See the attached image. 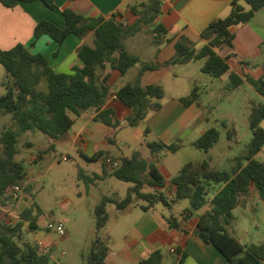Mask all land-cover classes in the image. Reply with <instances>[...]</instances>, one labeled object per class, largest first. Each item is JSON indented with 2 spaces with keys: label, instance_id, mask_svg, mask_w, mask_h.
Masks as SVG:
<instances>
[{
  "label": "trees",
  "instance_id": "trees-1",
  "mask_svg": "<svg viewBox=\"0 0 264 264\" xmlns=\"http://www.w3.org/2000/svg\"><path fill=\"white\" fill-rule=\"evenodd\" d=\"M36 1L43 2L50 9H57L53 0H0V4L13 8L19 3ZM162 1L148 0L132 6L131 11L136 19L130 24L118 20L114 14L107 18H87L69 8L62 10L63 27L45 19L39 20L33 31L34 41L45 35L62 44L70 35L83 39L93 33V44L84 43L77 49V56L83 65L73 67L69 74L55 72L43 55L33 53L31 48L34 41L28 46L18 44L8 50L0 48V64L6 71L5 93L0 94V113L10 115L12 120V126L4 128L0 134V264H50V255L41 253L37 242L25 239L26 233L39 228L42 209L37 202L31 200L16 219H9V215L1 209L4 200L15 198V186L23 187L26 192L28 190L25 160L17 159V155L21 154L23 134L40 132L49 139L48 147L38 150L36 154V160H40L46 153L55 150L56 141L68 132L74 118L86 110L95 109V119L104 125L113 128L121 125L113 110H101L109 97V88L99 81L98 68L109 63L125 75L130 68L140 65L135 81L126 83L116 92V98L131 110L125 120V126L128 127L140 125L150 112L161 108L164 88L159 84L142 86L141 78L145 72L164 67L204 60L201 72L213 78L228 75L229 91L236 90L246 81L264 99L263 79H255L250 75L241 77L218 54L223 47L233 46L235 27L248 23L264 8V0H232L227 16L212 20L201 30L202 47L196 48L195 42L181 35L175 42V53L169 60L145 61L129 53L124 41L144 27L153 26L151 34L154 45L159 46L164 42L163 36L168 33V29L157 22ZM197 99L198 94L193 91L180 101L190 105ZM263 121L264 100L252 106L249 115L251 140L244 153L233 159L229 170L212 168L208 160L188 162L176 176L167 181L158 168V154L162 151L176 152L181 147L180 143L152 141L147 143L150 158H144L139 151L121 157L118 165L112 167L111 175L131 183V186L125 198L103 197L95 207L97 233L85 255L86 264H105L109 248L100 232L109 220L107 204H115L122 212L133 206L135 198L145 202L141 205L145 211L157 203L171 207L172 203L187 199L190 207L184 210L182 218L186 220L204 209L196 215L199 235L206 243L213 244L226 257L228 264H264V243L243 244L228 229L232 210L241 204V198L249 194L251 189L264 200V161L254 158L264 147ZM222 124L227 126L226 121H222ZM235 134L234 128L227 130L228 139H232ZM220 136L217 128H209L192 145L208 152ZM27 146L31 144L27 143ZM99 156L109 157L103 153H99ZM80 176L88 181L99 178L87 177L83 173ZM166 222L170 229L180 226L176 217H169ZM139 264H163V254L155 250ZM179 264H182V258Z\"/></svg>",
  "mask_w": 264,
  "mask_h": 264
},
{
  "label": "crops",
  "instance_id": "crops-1",
  "mask_svg": "<svg viewBox=\"0 0 264 264\" xmlns=\"http://www.w3.org/2000/svg\"><path fill=\"white\" fill-rule=\"evenodd\" d=\"M53 1L57 9H50L41 1L19 3L13 8H7L0 4V48L8 50L18 44L28 46L34 41L33 31L39 20L45 19L63 27L62 10L65 8L87 18H107L114 14L118 20L130 24L136 19L131 7L140 4L134 0ZM231 1L163 0L157 22L162 23L168 29V33L163 36L164 42L159 46L154 45L151 34L153 26H146L124 41L125 48L129 53L138 55L145 61L157 59L159 62L167 61L174 55L175 42L181 35L188 36L195 42L196 48H200L204 45L200 38L201 30L212 20L227 16ZM93 38V33H89L83 39L70 35L62 44H58L44 35L34 41L31 51L43 55L55 72L69 74L73 67L83 65L77 56V49L84 43L92 45ZM198 45L200 46L198 47ZM218 54L226 60L230 69L241 77L250 75L255 79L264 80V8L259 10L248 23L236 26L233 46L223 47L218 51ZM252 58L257 59L254 65L249 61ZM188 64L190 63L164 67L143 74L141 85L159 84L164 88L165 96L161 100L159 110L150 112L140 125L130 127L134 129V134L138 138H143V136L146 138L147 135L152 134L155 138L152 141L181 144V137L198 128V124L203 119V107L200 102L198 87L194 86L191 91V93L195 91L198 94V99L190 105H184L180 101L184 96L172 94L168 97L167 86H165L166 81V83L171 84V89H173L175 80L181 75H185L183 74L185 69L181 68H187L179 66ZM139 70L140 65H136L130 68L125 75H122L109 63L97 69L99 81L109 88V97L101 110H113L116 118L121 122L119 127L113 128L102 124L95 119L97 111L89 109L75 117L68 132L55 143L56 147L60 146L68 149V151H74L87 164L93 162L101 164L103 166L102 173L92 172L93 176L99 177L96 180L108 183L107 177L111 175L112 170V167L105 162V157H100L99 153L107 154L112 158H110L112 161L119 163L121 157L130 156L134 151H138L136 149L130 150L131 152L126 154L120 147V145L129 147L128 142L121 140L119 129L125 126V120L130 116L131 110L116 98V92L126 83L134 82ZM203 76L209 80L213 78L207 74ZM244 86H250L251 90L255 91L246 81L237 89ZM10 118L8 114L0 113V134L4 128L12 126L9 122ZM228 127L227 123L225 128L228 129ZM204 131L199 130V137ZM22 137L28 139L26 143L31 144V150H43L49 145V139L39 132H27ZM232 139L228 140L231 141ZM152 141L144 140L143 144L147 146V143ZM214 146L206 152L212 168L216 167V161L212 156ZM263 152L264 147L254 158L258 161H264ZM31 155L32 153H29V156ZM142 156L148 159L151 154L148 157L143 154ZM91 158L94 160H90ZM196 162L192 161V163ZM158 168L165 179L169 181L170 179L168 180L165 176V170L160 162ZM179 169L181 170V168ZM21 190L22 193L18 194L19 197L15 203L19 209L18 216L10 212V200H4V204L1 206V209L9 215V219H16L30 205L29 193L23 187ZM118 195L114 188H111L108 194H99V202L95 204V207L103 197L121 199ZM141 205L138 209L131 207L122 212L114 211L112 213L116 221L114 233L108 230L100 232L109 248L105 264H139L155 250L162 252L163 264H179L181 258L182 264H228L226 257L213 244L206 243L199 235L196 215L204 209L186 220L181 215L179 228L170 229L166 222L169 217L158 210L156 205L146 211L141 208ZM89 233L91 237L96 236L95 224L94 228H90ZM62 237L70 238L71 233L66 229V234ZM36 242L39 244V250L45 247L50 248L52 246L51 233L49 232L48 235ZM163 249L166 250V253ZM171 249H175L176 252L172 253ZM57 263L60 264L58 261Z\"/></svg>",
  "mask_w": 264,
  "mask_h": 264
},
{
  "label": "rangeland",
  "instance_id": "rangeland-1",
  "mask_svg": "<svg viewBox=\"0 0 264 264\" xmlns=\"http://www.w3.org/2000/svg\"><path fill=\"white\" fill-rule=\"evenodd\" d=\"M134 1L142 3L148 0ZM245 7H247L246 4ZM249 61L254 65L257 59L252 58ZM203 64L204 60H198L179 66L187 68H181L185 69L183 70L185 75L175 80L173 89H171V84L165 81L168 97L172 94L187 97L194 86L198 87L203 107V119L195 131L180 138L181 147L176 152L162 151L158 154L160 165L164 168L168 180L176 176L179 168H182L184 164L208 160L209 156L206 152L194 147L192 142L199 137V130L209 128H217L221 133L219 142L212 150V156L216 161L214 168L229 170L233 159L244 153L246 145L251 140L252 133L249 125L251 108L254 104L263 101V98L251 90L250 86L229 91L227 89L228 75L212 78V80L205 78L201 72ZM5 80L6 71L0 64V94L5 93ZM224 120L228 123V129L234 128L236 131L231 141L227 138L228 129L222 124ZM9 122L12 124L11 118ZM261 127L264 128V121ZM119 131L121 140L129 144V147L120 145L126 154L136 149L145 157L150 156V150L143 142L144 140H155L152 134L147 135L146 138L144 136L138 138L134 134V129L126 126L120 128ZM27 140L21 137V154L17 155V159L25 160L27 193L31 200L37 202L42 209V216L39 219L38 230L26 233L25 239L34 243L50 232L52 237V246L49 248L50 264H58L57 261L60 264H86L85 255L90 250L91 240L95 238V236H90L89 230L94 228L93 208L99 202V194H108L111 188H114L118 196L123 199L127 196L131 183L120 181L112 175L107 177L108 183L101 180L88 181L80 176V173L93 177L92 172L102 173L103 166L95 162L87 164L74 151H68L60 146L46 153L42 159L36 160L38 149L31 150V146H27ZM31 140L33 141V138ZM29 153L32 155L29 156ZM63 157L67 159L64 160ZM262 158H264V152ZM168 173L170 175H167ZM20 193L22 190L15 195L16 199L9 201L10 212L16 216L19 214V209L15 203ZM141 204L145 202L135 198L132 208L138 209ZM156 207L165 216L179 219L184 210L190 207V203L187 199H182L172 203L171 207H166L162 203H157ZM106 210L109 220L102 231L108 230L114 233L116 221L112 213L119 210L113 203H108ZM58 218L65 221V228L71 233L70 238H63L47 229L48 222ZM228 229L243 244L264 243V200L257 192L252 190L241 198V204L232 210V220ZM163 251L166 253V250L163 249Z\"/></svg>",
  "mask_w": 264,
  "mask_h": 264
},
{
  "label": "built area",
  "instance_id": "built-area-1",
  "mask_svg": "<svg viewBox=\"0 0 264 264\" xmlns=\"http://www.w3.org/2000/svg\"><path fill=\"white\" fill-rule=\"evenodd\" d=\"M63 159L66 160L67 157H63ZM104 160L111 167H116L118 165L117 162L112 161L110 158H105ZM20 191H21V188L19 186H15L13 188V192L16 194L19 193ZM47 229L49 231H53V232L59 234L60 236H64L66 234L65 221L61 218L52 220V221L48 222ZM40 252L43 254H49L50 255V249L48 247L42 248L40 250ZM171 252L175 253L176 250L171 249Z\"/></svg>",
  "mask_w": 264,
  "mask_h": 264
}]
</instances>
